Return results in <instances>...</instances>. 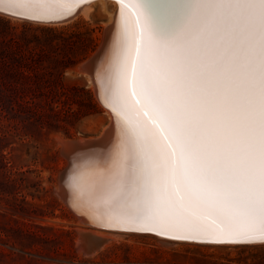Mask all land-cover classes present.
Returning a JSON list of instances; mask_svg holds the SVG:
<instances>
[{"label": "snow or ice", "instance_id": "snow-or-ice-1", "mask_svg": "<svg viewBox=\"0 0 264 264\" xmlns=\"http://www.w3.org/2000/svg\"><path fill=\"white\" fill-rule=\"evenodd\" d=\"M80 2L0 5L43 20ZM134 7L109 101L122 140L87 183L90 201L106 226L264 241V0H171L167 24Z\"/></svg>", "mask_w": 264, "mask_h": 264}, {"label": "rangeland", "instance_id": "rangeland-1", "mask_svg": "<svg viewBox=\"0 0 264 264\" xmlns=\"http://www.w3.org/2000/svg\"><path fill=\"white\" fill-rule=\"evenodd\" d=\"M115 8L98 1L88 14L64 22H29L56 30L28 32L42 87L0 103V264H264L258 242L198 243L122 231L93 253L79 247V217L57 193L68 165L62 150L64 141L99 136L110 123L81 68L101 48ZM21 102L39 108L15 110ZM92 239L90 246L98 244Z\"/></svg>", "mask_w": 264, "mask_h": 264}, {"label": "bare ground", "instance_id": "bare-ground-1", "mask_svg": "<svg viewBox=\"0 0 264 264\" xmlns=\"http://www.w3.org/2000/svg\"><path fill=\"white\" fill-rule=\"evenodd\" d=\"M98 1L103 3L112 1L115 3L116 8L113 17L106 25L107 27L105 31L104 42L101 46V48L104 46L105 49L100 55V67L98 69L99 73L98 75H96V81L98 79L99 85L95 83L90 73L88 75L90 77L89 79H91V81L96 85L95 89L98 99L100 100V94H98V92H102L106 101L109 102L112 91L115 89L116 66L118 58L121 55V28L125 19H128L129 22L135 21L137 9L130 4H127L126 2H123L122 6V4L120 5L116 0H94L82 5L78 9V13L82 12L88 14L92 5L97 3ZM156 1L162 6L163 10L166 13V16H168L167 5L171 3V0ZM148 2L157 11L155 3L151 1ZM0 6L6 7L5 5ZM59 10L60 9H58L57 11ZM163 20L166 21V19ZM87 62L83 64L85 70H87L85 68V64ZM102 101L103 100H100V102L103 104L104 102ZM107 112L110 114V123L106 126L104 131L99 136L79 139V147L72 146V141L69 140L64 141L63 145L64 151L67 152L70 159L72 158L74 162L72 163V165H70V167H68V170L62 174L61 182L63 183V186L65 188L66 197H63L62 195L60 196L66 202V204H68L76 213H82V215L78 216L80 222L78 229L79 233H81L84 237L85 243H87V247L90 249L91 253L99 249L103 245V243H105V241L107 242V240L115 237L118 234L117 232H122L119 230H101L93 228L89 224H87L94 221L105 225L107 218L104 215V210L102 206L90 201L86 186L93 177L97 167H102L105 162L109 160L122 140L121 121L119 120L113 109L111 111L109 108H107ZM102 137L107 139L104 143L99 142L98 144H89L87 142L92 140L96 141ZM62 189V186L59 185L57 192L60 194ZM92 238L98 240V244L95 245V243L93 242V246H90L89 239ZM218 243L222 244V242ZM80 246L82 248L85 247L83 244H81Z\"/></svg>", "mask_w": 264, "mask_h": 264}, {"label": "trees", "instance_id": "trees-1", "mask_svg": "<svg viewBox=\"0 0 264 264\" xmlns=\"http://www.w3.org/2000/svg\"><path fill=\"white\" fill-rule=\"evenodd\" d=\"M23 21L18 24L12 18L0 15V103L6 98L24 99L28 94H34L43 84L38 72H33L37 61L33 55L34 48L28 32L33 30L55 31L56 28L34 27L29 23L30 21ZM33 37L38 38L35 34ZM81 49L80 53L87 50L85 47ZM69 61L75 63L71 58ZM47 104L50 102L47 101ZM38 108V102L34 106L21 102L17 109H12L28 112Z\"/></svg>", "mask_w": 264, "mask_h": 264}, {"label": "water", "instance_id": "water-1", "mask_svg": "<svg viewBox=\"0 0 264 264\" xmlns=\"http://www.w3.org/2000/svg\"><path fill=\"white\" fill-rule=\"evenodd\" d=\"M94 0H81V2L74 6L73 7V10L68 13L64 10H59L56 12V15L54 18H51V19H43V20H37V19H31L29 18V14L27 12H25L24 10H21L19 8H16V7H4V6H0V15H3V16H6V17H10V18H15V19H20V20H26V21H30V22H37V23H45V24H55V23H59V22H63V21H67V20H70L72 18H74L77 14H78V9L86 4V3H89V2H92ZM120 5H121V0H116ZM148 1H151V2H154L156 7H157V11H158V14L160 16V19H161V23L162 24H167V20H168V16H166V13L165 11L163 10L162 6L156 1V0H139V3L141 5H144V6H151L150 3ZM123 2H126L127 4H130L134 7V5L137 3V0H123ZM147 2V3H146ZM135 8V7H134ZM153 8V7H152ZM166 16V17H164ZM163 19H166V21H164ZM113 28V27H112ZM105 47L103 46L102 48H98L96 50V52L87 60H89L86 64H85V68L87 70L84 69V66H82L83 70L87 73V74H91L92 75V78L93 80L95 81V83H98V79L96 81V78L99 73L98 69L100 67V55L101 53L104 51ZM86 60V61H87ZM96 87V85H95ZM102 91V89H101ZM98 94H100V100H103L102 102H104V106H106L107 108H109L111 111H112V107L110 106L109 102L106 101V99L104 98V95L102 92H98ZM107 139L106 138H100L99 140H92V141H87L89 144H98L99 142L101 143H104ZM109 140V139H108ZM71 145L74 146V147H79V142L77 139H72V142H71ZM62 154H64L67 158H68V165L66 168H64L61 173H60V176H59V184L62 186V190H61V193L58 194L59 195H62L63 197H66V192H65V188L63 186V183L61 182V175L63 174V172L70 166L72 165V163L74 162L72 160V158L70 159L69 155L67 154V152H63L62 150ZM75 213V212H74ZM76 215L80 216L82 215V213H75ZM89 224L91 227L93 228H97V229H101V230H108V231H111V230H119V231H130V230H127L126 228H123V227H118V226H106V225H103V224H100V223H97V222H90V223H87ZM131 232H138V231H131ZM140 233H151V234H155V235H158V236H161V237H164V238H167V239H171V240H178V241H189V242H198V243H218V242H212V237H208V236H200L199 238L197 239H178L175 237L174 234H166V235H159L157 234L156 232H140ZM79 237H80V245L83 244L85 247L82 248L84 253L86 254H90L91 251L90 249L87 247V243H85V240H84V237L82 236L81 233H79ZM253 242H258V243H264V241H261V240H256V241H253ZM253 242H242V243H253ZM224 243V242H222ZM79 245V247H80Z\"/></svg>", "mask_w": 264, "mask_h": 264}]
</instances>
